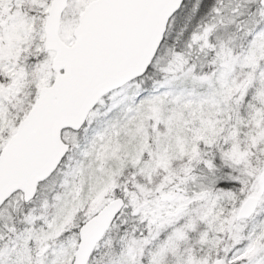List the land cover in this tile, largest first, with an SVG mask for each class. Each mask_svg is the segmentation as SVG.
I'll use <instances>...</instances> for the list:
<instances>
[{
	"label": "snow or ice",
	"instance_id": "1",
	"mask_svg": "<svg viewBox=\"0 0 264 264\" xmlns=\"http://www.w3.org/2000/svg\"><path fill=\"white\" fill-rule=\"evenodd\" d=\"M0 264H264V0H0Z\"/></svg>",
	"mask_w": 264,
	"mask_h": 264
}]
</instances>
